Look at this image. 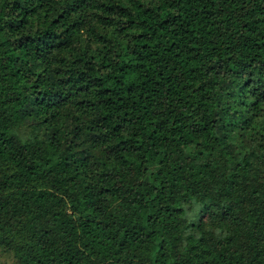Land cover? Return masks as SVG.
<instances>
[{
  "label": "trees",
  "instance_id": "trees-1",
  "mask_svg": "<svg viewBox=\"0 0 264 264\" xmlns=\"http://www.w3.org/2000/svg\"><path fill=\"white\" fill-rule=\"evenodd\" d=\"M0 251L264 264V0H0Z\"/></svg>",
  "mask_w": 264,
  "mask_h": 264
},
{
  "label": "rangeland",
  "instance_id": "rangeland-1",
  "mask_svg": "<svg viewBox=\"0 0 264 264\" xmlns=\"http://www.w3.org/2000/svg\"><path fill=\"white\" fill-rule=\"evenodd\" d=\"M0 264H14V260L0 251Z\"/></svg>",
  "mask_w": 264,
  "mask_h": 264
}]
</instances>
